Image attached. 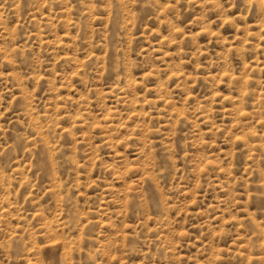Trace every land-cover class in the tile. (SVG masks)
<instances>
[{
	"label": "rangeland",
	"instance_id": "obj_1",
	"mask_svg": "<svg viewBox=\"0 0 264 264\" xmlns=\"http://www.w3.org/2000/svg\"><path fill=\"white\" fill-rule=\"evenodd\" d=\"M0 264H264V0H0Z\"/></svg>",
	"mask_w": 264,
	"mask_h": 264
}]
</instances>
